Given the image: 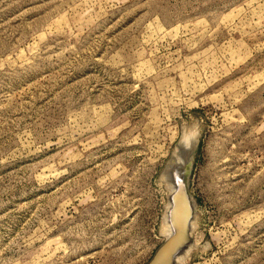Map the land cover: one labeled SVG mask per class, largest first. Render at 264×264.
<instances>
[{
    "label": "rangeland",
    "instance_id": "rangeland-1",
    "mask_svg": "<svg viewBox=\"0 0 264 264\" xmlns=\"http://www.w3.org/2000/svg\"><path fill=\"white\" fill-rule=\"evenodd\" d=\"M186 150L180 264H264V0H0V264H146Z\"/></svg>",
    "mask_w": 264,
    "mask_h": 264
},
{
    "label": "bare ground",
    "instance_id": "bare-ground-1",
    "mask_svg": "<svg viewBox=\"0 0 264 264\" xmlns=\"http://www.w3.org/2000/svg\"><path fill=\"white\" fill-rule=\"evenodd\" d=\"M184 135L182 136L184 137L183 139H185ZM186 146H189V144ZM190 151H185V156L182 161L173 160V164L170 163L168 166L167 170L169 173L167 176H169V180H172V182L170 191L171 198L168 201L164 217L166 222L164 223V231L167 236L150 264H170L172 261H174V264H180L194 245L189 241V236L196 218L194 202L192 197L187 193L186 180H183L181 176L182 171H185L184 166L188 171V163L191 155ZM174 153L176 154L178 152L175 151ZM173 165L175 166L173 167Z\"/></svg>",
    "mask_w": 264,
    "mask_h": 264
},
{
    "label": "water",
    "instance_id": "water-1",
    "mask_svg": "<svg viewBox=\"0 0 264 264\" xmlns=\"http://www.w3.org/2000/svg\"><path fill=\"white\" fill-rule=\"evenodd\" d=\"M173 160L174 159H171L170 161H169V164L167 165V167H166V172H167V174L169 173L168 172V166L170 165V163H172L173 162ZM175 161V160H174ZM173 164V163H172ZM175 165H173V167H174ZM184 168H185V171L183 170L182 171V174H181V176H182V179L183 180H186V190H187V193H188V195L189 196H191L190 195V193H189V191H188V185H187V175H188V172H189V170L187 171V169H186V167L184 166ZM170 182H172V180H170ZM170 198H171V196L169 195V198H168V200H170ZM190 237V240L189 241H191V236H189ZM192 242V241H191ZM164 243V242H163ZM162 243V244H163ZM162 244L157 248V250L155 251V253L153 254V256L151 257V259L146 263V264H150L151 263V261L153 260V258H154V256H155V254H156V252L158 251V249L162 246ZM170 264H174V261H172Z\"/></svg>",
    "mask_w": 264,
    "mask_h": 264
}]
</instances>
